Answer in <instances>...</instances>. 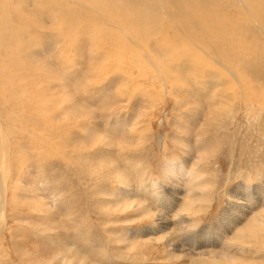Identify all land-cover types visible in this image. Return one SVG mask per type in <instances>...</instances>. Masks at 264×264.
Masks as SVG:
<instances>
[{
  "label": "rangeland",
  "instance_id": "374dc122",
  "mask_svg": "<svg viewBox=\"0 0 264 264\" xmlns=\"http://www.w3.org/2000/svg\"><path fill=\"white\" fill-rule=\"evenodd\" d=\"M226 9L230 12L225 7L223 13ZM56 18L51 13L47 23L52 26ZM246 29L250 50L229 70L187 41L174 43L165 53L168 61H159L147 46L149 63L160 69L135 70L91 26L88 36L99 41L101 50L97 57L88 49L79 59L61 54L66 48L62 38L51 39V46L45 41V50L35 47L37 56L51 61L45 77L51 83V112L36 94L45 87L36 82L35 89L22 91V80L10 87L20 117L7 118L0 109V145L6 143L8 152L3 164L0 160V264H264V226L258 225L246 243L232 246L228 261L219 253H203L220 246L200 237L202 227H209L213 239L223 230L220 217L229 216L223 210L233 187L248 186L252 198L264 192V25L249 23ZM32 60L41 66L42 59ZM117 61L112 69L99 70L100 63ZM183 66L199 72L211 66L220 82L209 77L193 81L191 68L174 71ZM158 72L163 80L153 78ZM194 86H206L209 93H195ZM102 105L110 115L124 114L123 120L107 124L88 117L89 110L100 115ZM78 112L86 114L74 117ZM35 118L36 135L44 134L43 126L51 121V150L39 157L28 137L5 131L16 121ZM80 120L91 124L82 129ZM15 139L22 140L15 145ZM185 169L188 176L177 174ZM150 189L159 193L157 199ZM232 234L228 229L225 239ZM242 245L250 251L238 250ZM189 247L197 254H189Z\"/></svg>",
  "mask_w": 264,
  "mask_h": 264
},
{
  "label": "bare ground",
  "instance_id": "6f19581e",
  "mask_svg": "<svg viewBox=\"0 0 264 264\" xmlns=\"http://www.w3.org/2000/svg\"><path fill=\"white\" fill-rule=\"evenodd\" d=\"M225 7H230V12L226 9V13H223ZM51 13H53L55 18L58 17V19L52 20L55 21L52 22V26L51 23H47L51 21ZM163 19L167 22L165 28L162 27ZM249 23L260 27L264 25V0H0V109L7 118L20 117L17 113L19 100L17 98L14 99V95L11 96L13 90L10 87L11 85H17L22 80L23 87L20 89L22 91L27 88H34L36 82L40 86L45 87L44 89L36 90V94L37 96L40 94L43 96L38 99L40 104L42 98L46 99L44 101L48 104L47 111L51 112V83H45V77H48L51 72L49 65L51 61H48L49 58L45 57V55L42 57L37 56L33 50L37 46L45 50L47 48L44 44L45 41L51 46V39L62 38L66 43V48L60 51L61 54L71 53L76 59H79L78 57H81V54L84 53L83 50L87 49L91 51L94 57H97L101 50L97 48L99 41L88 36V27L91 26L94 31L109 39V49L120 55L122 54V60L127 59L130 62L129 66H134L135 70L144 66L152 72H156L160 67L156 68L155 63H149L151 58L146 52L145 48L147 46L156 50L159 61H168L170 58L165 53L172 48L174 43L187 41L204 55L211 58L212 62H215L222 69L229 70L231 68L230 65L241 64L244 61L241 60V57L250 50V45L247 43L250 40L249 38L245 39V36H248L246 24ZM162 39H172L173 41L164 43ZM46 55L49 56L48 53ZM132 58H135L134 62ZM32 59H42L41 66L37 67ZM69 62L67 61V63ZM77 63L79 64L80 61L78 60ZM115 63L113 65H109V62L100 63L98 67L99 70L102 69L104 71L109 67L112 69L120 64L119 61ZM225 64L226 66H224ZM180 68L176 67L174 71L181 74L182 71H186L184 69L191 68L192 72H188L192 76L193 81L197 77H209L215 82H220V78L213 77L212 73L214 71L211 70V66L203 72H199V69L195 67L183 66L182 69ZM253 68L254 65H251L250 69ZM137 73L135 74L137 76L133 77L134 79L139 78L141 70H138ZM199 73L202 74L197 75ZM21 74L27 75L25 80L20 77ZM152 74L154 79L163 80V76L158 75L159 72ZM215 74L220 75V73ZM33 75L36 76V79L31 77ZM163 84L166 85L167 82L164 80ZM196 84L199 83L197 82ZM194 87L195 91H197L195 93H199L201 89H205L206 93H209L206 86ZM165 94L169 95L167 92ZM191 94V88H189L187 95L190 96ZM105 106H101L103 116L101 113L100 115H93L89 110L87 112L89 114L88 117L93 120L98 117L100 118L99 120L107 124L109 122L116 123L118 119L123 120L124 114L122 116L121 112L117 111L115 114L110 115L106 113ZM79 114L80 112L74 113V117H83L86 112L83 115ZM35 120L36 118L31 119V121H26L25 119H22V122L16 121L12 125L7 126L5 131L9 134L16 133L20 137H28L29 139L27 140L31 144L29 147L39 157L45 150H51V121L47 123V126H43L42 132L44 134L36 135L39 124ZM86 122L89 123V121ZM85 123L80 120L78 127L82 125V129H86L88 125L85 126ZM93 123L99 122L93 121ZM25 124L28 126L27 129L23 126ZM41 124L43 125V122ZM35 137L39 141L36 142L33 139ZM19 140L22 139H15L13 144L17 145ZM90 141L86 140L84 143L90 145ZM5 146L6 143L3 146L2 144L0 145L1 162L4 157L3 154L8 153L4 150ZM132 169L136 172L135 167L133 168L132 166ZM168 172L172 173L173 171L169 168ZM177 174L181 177L189 175L186 169L184 173L177 172ZM180 176L179 178H181ZM2 180L3 176L0 171V189L3 185ZM179 184V181H176V185ZM128 186L130 185L128 184ZM248 190V186L241 185H237L230 190L231 199L226 201L227 206L223 210L229 216L226 219L220 217L223 222V230L220 234H216L214 239L208 235L209 227H202L201 230L203 231L200 237L205 239V242L212 240L211 245L220 246L217 252L205 249L202 251L203 253L211 255L219 253L228 261V259H232L229 258L232 246H236L239 242L246 243L248 239L256 236L253 232L259 228L258 225L264 226V192L259 197L252 198L247 194ZM150 192L157 199L159 193L155 189H150ZM130 193L135 195L132 189ZM193 194L194 192L190 193L189 196L194 199L195 197H191ZM135 204L138 205L139 203L136 202ZM228 229L233 234L227 241L225 237H227L226 232ZM168 240L170 239L168 238ZM249 242L251 243V241ZM243 247V245L242 248L240 246L238 250L243 252L250 251ZM187 251L191 255L197 254L194 247H189ZM205 264L216 263L207 262Z\"/></svg>",
  "mask_w": 264,
  "mask_h": 264
}]
</instances>
